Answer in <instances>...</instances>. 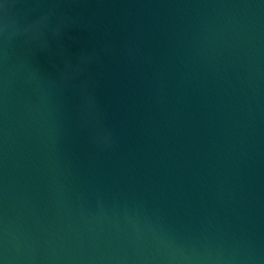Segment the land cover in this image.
Instances as JSON below:
<instances>
[{"label": "water", "instance_id": "obj_1", "mask_svg": "<svg viewBox=\"0 0 264 264\" xmlns=\"http://www.w3.org/2000/svg\"><path fill=\"white\" fill-rule=\"evenodd\" d=\"M0 264H264V0H0Z\"/></svg>", "mask_w": 264, "mask_h": 264}]
</instances>
